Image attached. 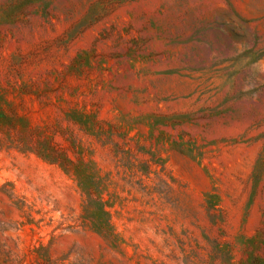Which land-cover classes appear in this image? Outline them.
I'll use <instances>...</instances> for the list:
<instances>
[{"label":"rangeland","instance_id":"374dc122","mask_svg":"<svg viewBox=\"0 0 264 264\" xmlns=\"http://www.w3.org/2000/svg\"><path fill=\"white\" fill-rule=\"evenodd\" d=\"M0 264H264V0H0Z\"/></svg>","mask_w":264,"mask_h":264}]
</instances>
